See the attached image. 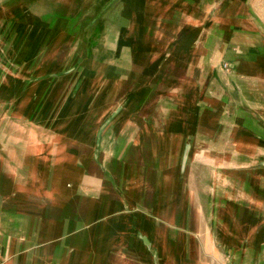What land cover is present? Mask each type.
Masks as SVG:
<instances>
[{
	"label": "crops",
	"instance_id": "1",
	"mask_svg": "<svg viewBox=\"0 0 264 264\" xmlns=\"http://www.w3.org/2000/svg\"><path fill=\"white\" fill-rule=\"evenodd\" d=\"M163 3L127 0L129 24L100 36L102 15L59 27L53 11L51 39L88 61L74 83L0 103V264H264V0L229 5L220 50L205 52L201 35L182 43L207 10L181 25L186 2ZM119 42L141 72L107 62L104 78L96 63ZM118 73H139L119 100ZM45 88L56 95L38 102Z\"/></svg>",
	"mask_w": 264,
	"mask_h": 264
},
{
	"label": "rangeland",
	"instance_id": "2",
	"mask_svg": "<svg viewBox=\"0 0 264 264\" xmlns=\"http://www.w3.org/2000/svg\"><path fill=\"white\" fill-rule=\"evenodd\" d=\"M157 1L160 7L156 9L155 12H161L162 7H164V0ZM196 1L198 2L196 3ZM234 1L235 0H181V3L186 4V6L175 16L177 18H174L177 22L179 21V24L187 25L188 23H192V20L196 19V13H191L192 16L189 14L186 15L187 9L191 8V5L193 7H199L200 10L206 9L210 17V19L206 21L208 15H205L199 27H190L187 30L184 29L188 37H186L187 41L182 43L183 49L190 48L192 38L196 40V37L201 35L204 44L199 45V43L196 42L198 44H194L195 51L201 49L199 48L200 46H203L204 52L205 50H210V47L213 49L216 46L218 50H220L219 47L222 46L223 40L228 34L227 27L229 24L227 18H231L229 16L230 12H227L226 9H228L227 7L232 5ZM105 2L107 1L0 0V103H3L4 110L10 109V106H12L11 99H14L16 96L18 97L21 92L23 94L20 98L24 100V102L30 99L32 96L26 91L32 83L36 84L50 81L59 83L68 78L70 79L69 82H75L76 77L81 72L79 67L86 65L88 61V59L85 58V48L81 46L80 43H66L64 39L69 41V36H62L60 39L61 35H58L59 37L56 39H51L50 35L53 34L52 30L57 28L56 25L53 26L50 24L53 19L51 15H54L53 11L56 10L54 17L56 20L55 24L61 23L59 25V27H61L62 23L63 26L65 24V22H63L65 15L67 16V18L65 17L66 26L67 24H71L70 21L72 19L76 18L88 22L92 15L98 13L102 15V20H105L101 22L99 28L94 30V32L96 31L94 34L97 36H100L102 31L105 30L110 34L118 29L120 30L126 27L131 21V17L128 18L126 13L128 8L127 0H114L112 6H110L107 11H104L102 7ZM179 4L180 2L173 3L175 7H179ZM232 7L235 8L234 6H231V8ZM148 13L150 15V12ZM110 23L114 24V31L110 30ZM48 27L51 29V31H49L50 33H46ZM60 31H62V29ZM59 32H56V34ZM78 33H80V28L78 29ZM116 33H118V31ZM198 40L201 41V39ZM113 45L115 46V43ZM114 46H110L107 50L110 48L112 49V47L114 48ZM124 47V44L119 42V52H117L116 57L113 59L106 58V48H103L102 59H98L96 65L100 66V64H102L101 66H106L109 71H112L110 74L105 71V74H103L104 78L107 76L110 78L114 72V69H109L110 65H106L107 62H112L113 65H120L121 67L129 65L132 72L134 71V67L135 70H141V63H135L134 60L127 57V54L125 55V52H121ZM75 54L79 55L78 58H74ZM217 69L224 72H231L233 66L224 57L220 63H218ZM132 75L127 77L125 74L118 73L119 87L118 90H116L118 92V100L122 98L134 84L132 82H134V79L138 78L139 73L138 75ZM157 89L158 84L156 82L151 83L150 95L155 94L154 91ZM55 95L56 92L52 90V88L49 90L45 88L40 95L37 93L33 98H36V100L40 102L41 100L48 99L50 96L55 97ZM26 113H28V110H26ZM247 168L248 171L254 170V166ZM235 189L237 191L240 190L239 187ZM250 190L253 192L254 188H248V192ZM224 258H226L227 261L229 259L226 255H224Z\"/></svg>",
	"mask_w": 264,
	"mask_h": 264
}]
</instances>
